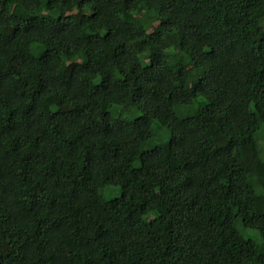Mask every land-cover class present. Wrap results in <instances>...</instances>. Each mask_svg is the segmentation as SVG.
I'll return each mask as SVG.
<instances>
[{"label":"trees","instance_id":"16d2710c","mask_svg":"<svg viewBox=\"0 0 264 264\" xmlns=\"http://www.w3.org/2000/svg\"><path fill=\"white\" fill-rule=\"evenodd\" d=\"M261 17L0 0V264H264Z\"/></svg>","mask_w":264,"mask_h":264},{"label":"rangeland","instance_id":"374dc122","mask_svg":"<svg viewBox=\"0 0 264 264\" xmlns=\"http://www.w3.org/2000/svg\"><path fill=\"white\" fill-rule=\"evenodd\" d=\"M130 17H132L135 22L144 25L148 30H153L158 25L157 19L154 17L151 11L145 7L140 8L138 11H135L134 13H131ZM258 23H259L260 28H264V17L259 18ZM259 134H260L259 136L261 140L264 143V131H260ZM251 183L254 185L255 181L252 180ZM117 193H118V190L115 186H104L102 188V195L105 198H111L117 195ZM258 211L264 212V203L260 205V207L258 208ZM234 226L238 227L239 225L238 223H235ZM247 234L253 237L256 236L255 231L251 229L247 230Z\"/></svg>","mask_w":264,"mask_h":264}]
</instances>
